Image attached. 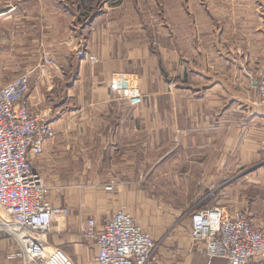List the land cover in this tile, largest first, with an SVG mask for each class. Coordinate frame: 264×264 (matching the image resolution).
<instances>
[{
  "label": "crops",
  "instance_id": "obj_1",
  "mask_svg": "<svg viewBox=\"0 0 264 264\" xmlns=\"http://www.w3.org/2000/svg\"><path fill=\"white\" fill-rule=\"evenodd\" d=\"M197 14L193 0L0 1V87L36 68L42 50L55 64L27 94L54 132L30 165L46 205L68 210L48 247L74 264H98L95 242L80 235L86 220L101 230L119 211L157 242L152 264H227L191 246L189 208L264 220L262 71L214 54ZM79 41L97 63L74 56ZM170 174L181 178L176 199ZM17 252L0 220V264H23Z\"/></svg>",
  "mask_w": 264,
  "mask_h": 264
},
{
  "label": "built area",
  "instance_id": "obj_2",
  "mask_svg": "<svg viewBox=\"0 0 264 264\" xmlns=\"http://www.w3.org/2000/svg\"><path fill=\"white\" fill-rule=\"evenodd\" d=\"M73 53L79 60L97 63L84 51L81 41ZM54 65L51 54L42 50L36 68L0 87V220L10 229L18 250L15 257L23 264H74L61 249L48 247L52 223L57 217H65L68 210L46 205L47 188L30 165V157L41 153L54 132L43 114L28 108L27 94L32 80L40 79L43 70ZM257 86L259 103L264 106V70ZM105 189L111 191L112 187ZM80 235L95 242L98 264H152L157 247V242L120 211L101 230L94 220H86ZM189 239L208 262L264 261V220L254 223L246 211L229 213L220 206L193 211Z\"/></svg>",
  "mask_w": 264,
  "mask_h": 264
},
{
  "label": "rangeland",
  "instance_id": "obj_3",
  "mask_svg": "<svg viewBox=\"0 0 264 264\" xmlns=\"http://www.w3.org/2000/svg\"><path fill=\"white\" fill-rule=\"evenodd\" d=\"M193 3L198 6L197 17L200 34L203 33L202 40L213 49L214 54H230L234 60L254 72L264 70V0H193ZM7 66L15 69L17 63ZM167 178L170 189L166 195L169 199H176L175 187L181 178L177 174H170ZM203 191L191 190L189 196L209 193L205 189ZM248 194L252 196L257 193L250 191ZM211 200L220 202L224 198L216 195ZM194 210L196 208H189L188 213ZM261 210L263 206L248 208L249 212H256L255 215Z\"/></svg>",
  "mask_w": 264,
  "mask_h": 264
}]
</instances>
